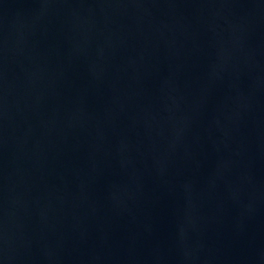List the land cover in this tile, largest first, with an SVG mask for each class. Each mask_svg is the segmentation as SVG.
Masks as SVG:
<instances>
[{
  "label": "water",
  "instance_id": "obj_1",
  "mask_svg": "<svg viewBox=\"0 0 264 264\" xmlns=\"http://www.w3.org/2000/svg\"><path fill=\"white\" fill-rule=\"evenodd\" d=\"M0 264H264V0H0Z\"/></svg>",
  "mask_w": 264,
  "mask_h": 264
}]
</instances>
